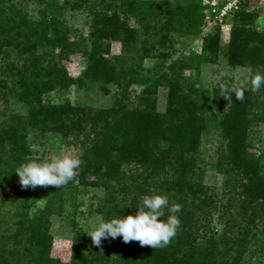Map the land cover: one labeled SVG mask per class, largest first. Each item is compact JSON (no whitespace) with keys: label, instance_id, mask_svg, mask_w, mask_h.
Wrapping results in <instances>:
<instances>
[{"label":"trees","instance_id":"16d2710c","mask_svg":"<svg viewBox=\"0 0 264 264\" xmlns=\"http://www.w3.org/2000/svg\"><path fill=\"white\" fill-rule=\"evenodd\" d=\"M6 2L0 0V96L22 102L27 115L24 121L17 119L0 126V162L5 165L0 177L12 176L15 165L25 156L26 128L81 131L87 121L90 138L82 148V164L73 182L104 192L98 209L104 222L135 216V207L151 195H167L170 204L181 205V211L176 214L180 227L164 248L140 246L138 241L124 243L119 236L102 239L95 246L84 242L83 234L77 232L70 260L63 263L51 256V203L10 234H0V264H264V238L252 235L255 243L249 244L252 237L247 227L239 235H229L230 229L220 237L206 234L212 198L204 183V162L199 158L213 104L219 110L214 117L224 143L222 171L236 176L241 220L252 226L258 219L264 223V154L255 157L249 141L252 127L264 124V86L253 92L252 87L236 90L218 85L212 92L203 93L184 80L175 65L161 74H143L142 61L154 57L156 49L147 40L137 45L138 31L128 22L139 15L144 21H153L154 26H145L148 31L152 29L153 38L156 28L169 30L178 24L188 31L204 23L201 0L151 2L145 16L144 2L139 0H75L71 8L85 5L92 19L88 37L81 41L71 40L70 30L59 19L66 0H40L44 7L36 22L18 18L9 8L6 12ZM246 7L234 14L223 50L220 29L215 28L203 38L200 55L190 61L211 64L222 53L231 68H246L250 81L251 75L264 74V30H258L256 13ZM162 13L166 17L160 23ZM113 41L120 43L124 57L131 51L139 63L132 65L123 57H110ZM159 46H164L163 41ZM75 54L86 61L83 79L100 84L104 93L110 84L118 90L110 108L82 118L67 101L58 105L44 101L52 90L66 89L75 82L64 64ZM157 56L163 58L167 53ZM133 85L143 86L135 102L129 92ZM160 87L166 91L163 110L157 103ZM236 92L243 93L242 101L235 98ZM221 106L225 107L222 111ZM7 149L10 155L2 159ZM131 167L133 171L128 172ZM73 182L59 189L49 188L59 197ZM166 218L167 212L162 219Z\"/></svg>","mask_w":264,"mask_h":264},{"label":"rangeland","instance_id":"374dc122","mask_svg":"<svg viewBox=\"0 0 264 264\" xmlns=\"http://www.w3.org/2000/svg\"><path fill=\"white\" fill-rule=\"evenodd\" d=\"M65 0H60L63 3ZM59 12V19L70 30L69 37L73 41H81L88 37L91 16L88 8L84 6L79 9H73L72 4L75 0H66ZM94 0H87L92 2ZM143 1V16L146 15L151 2L159 3L163 0H139ZM44 4L40 0H8L5 3L4 10L8 8L16 14L18 18L22 16L27 21H39L40 13ZM174 8V7H173ZM181 8V7H180ZM247 11L256 13L255 24L258 30H264V0H254L247 5ZM142 16V17H143ZM165 14H161L160 23L165 19ZM145 18V17H144ZM141 15L138 19L130 17L129 26L138 31L137 45L142 44L144 40L154 43V57L142 61L143 74L148 72L150 75L161 74L166 72L168 67L175 65L182 78L194 84L195 89L203 93H210L218 85H228L236 90L249 89L251 82L249 72L246 68H231L226 64L222 53L219 54L215 63H199L190 61L191 57L200 55L203 38L213 29H208L202 23L195 28L187 31L185 25H177L174 29L154 30L153 38L151 31L145 26L149 23L150 27L154 26L153 21H142ZM160 23H156L157 25ZM163 37V38H162ZM229 32L220 31V47L223 50L228 43ZM163 41L164 46H159ZM159 53H167V56H157ZM110 57H123L128 64L137 65L133 52L126 53L124 57L120 43L113 41L110 47ZM183 63V65H180ZM1 64V59H0ZM68 74L75 80L66 89H54L45 97V103L62 104L69 102L71 107L81 116H87L89 113L110 108L115 99L118 97V90L114 85H107V93H104L100 84L93 83L83 79L86 61L80 54H75L64 63ZM186 64V66H184ZM188 65V66H187ZM198 65V66H197ZM197 66V71L194 68ZM143 86L133 85L129 88L130 99L135 102ZM166 91L159 88L157 92L158 109L163 110L165 105ZM209 109L207 134L201 138L199 148V158L204 162V183L208 188V194L211 196L212 206L207 216L206 234L209 236L220 237L230 229L229 235H239L241 230L247 227L249 234L257 238H264L263 219H258L252 225H246L241 220L239 210L240 200L236 192V179L234 175L223 173V152L224 143L222 144L217 131L215 117L219 110ZM225 107L221 106L220 111ZM27 107L14 97L2 98L0 96V126L11 124L15 120H25ZM87 120V119H86ZM90 125L86 121L83 124V130L73 128L68 132L42 130L37 127L26 128L25 132V150L26 154L23 159L15 165V169L21 164L29 161H45L61 158L64 155L78 156L82 148L88 144L90 138ZM249 141L253 145L255 157H261L264 154V124L254 125L249 132ZM7 149L2 159L9 156ZM5 168L4 163L0 162V171ZM133 171L128 168L127 171ZM15 175V176H14ZM50 186L33 188H22L18 176L14 173L7 178L0 177V234L8 235L13 232L16 226L37 214L40 210L51 206L52 210L49 217V228L52 236L51 256L63 263L70 260L71 249L77 232H81L84 242H92L88 235L101 222H104L103 216L98 212L99 207L103 204L105 194L98 188H85L73 182L70 187H65L62 194L57 197L52 194ZM213 229V230H212ZM254 237L249 238V244L255 243ZM10 248L12 244H9ZM251 248V246L249 245ZM253 249V248H252ZM255 249V247H254Z\"/></svg>","mask_w":264,"mask_h":264},{"label":"clouds","instance_id":"9594fccd","mask_svg":"<svg viewBox=\"0 0 264 264\" xmlns=\"http://www.w3.org/2000/svg\"><path fill=\"white\" fill-rule=\"evenodd\" d=\"M250 82L252 91H259L264 86V74L257 72L251 75ZM234 95L239 101L244 99L242 92H236ZM81 164L82 160L78 156L64 155L52 160L23 163L14 173L18 176L22 188L55 186L59 189L75 180ZM135 208V216H120L101 222L88 234L92 244L99 246L102 239H115L119 236L124 243L138 241L140 246H151L155 249L168 246L180 227L176 214L181 211V205L170 204L167 195L158 194L145 196ZM166 212L167 218L162 219Z\"/></svg>","mask_w":264,"mask_h":264},{"label":"built area","instance_id":"2783aa9c","mask_svg":"<svg viewBox=\"0 0 264 264\" xmlns=\"http://www.w3.org/2000/svg\"><path fill=\"white\" fill-rule=\"evenodd\" d=\"M254 0H201L204 24L208 29L229 32L234 14Z\"/></svg>","mask_w":264,"mask_h":264}]
</instances>
